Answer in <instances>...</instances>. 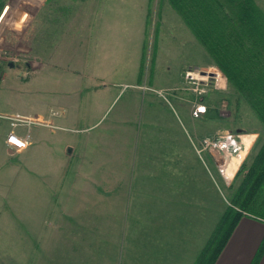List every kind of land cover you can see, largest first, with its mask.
<instances>
[{
    "label": "crops",
    "instance_id": "1",
    "mask_svg": "<svg viewBox=\"0 0 264 264\" xmlns=\"http://www.w3.org/2000/svg\"><path fill=\"white\" fill-rule=\"evenodd\" d=\"M253 3L264 12V0ZM186 37V51L193 52L195 37ZM201 50L207 56L204 46ZM141 59L98 71L48 63L50 69L60 68L57 81L46 85L43 79L48 98L0 112L42 117L55 126L16 127L14 133L27 144L15 150L5 142L9 123L0 118V201L23 170L29 203L25 236L14 244L24 255L11 254L3 264H178L179 242L195 232V212H212L202 175L215 181L214 170L225 180L217 171L222 155L208 150L201 158L190 139L210 136L219 128V116L208 114L216 109L208 99L206 117L195 123L193 94L166 99L142 88L179 85L188 62L171 75V66L159 60L142 72ZM16 82L25 83L7 74L0 88ZM34 108L36 113L26 111ZM52 110L59 114L51 116ZM199 124L209 128L200 131ZM244 140L248 145L250 137ZM239 166L240 161L228 167L233 172L224 183L233 180ZM15 213L17 220L23 217ZM0 220L3 230L10 225L11 232H22L9 213ZM262 240L264 221L243 216L214 264H252ZM255 264H264V253Z\"/></svg>",
    "mask_w": 264,
    "mask_h": 264
},
{
    "label": "rangeland",
    "instance_id": "2",
    "mask_svg": "<svg viewBox=\"0 0 264 264\" xmlns=\"http://www.w3.org/2000/svg\"><path fill=\"white\" fill-rule=\"evenodd\" d=\"M191 33L168 0H0V79L11 74L13 78H18L19 82H25L21 86L16 82L10 83L5 89L0 88V112L10 113L20 109L17 105L31 107L46 100L49 93L43 90V79L46 78L44 81L46 85L57 81L60 68L80 66L98 71L105 70L110 64L128 67L134 62L135 57L142 56V72L159 60L161 65L169 64L171 75H175L178 67L188 62L190 66L181 73L179 85L155 90L160 91L166 99H170L171 94H193L189 103L190 114L195 119V123L196 119L207 115L208 111L198 116L193 113L194 106L202 102L207 106V110L209 105L216 108L212 113L209 112V115L219 116L217 124L219 128H216L211 135L220 131L240 135L238 140L241 142V154H238L241 157L238 158L236 154L230 157L238 158L240 166L243 163L245 166L239 174L235 173L231 182L224 183L225 180L217 179L214 170L211 173L215 181L210 180L209 183L202 175L201 189L209 199L212 212H195V232L194 235L185 237L182 243L179 242L178 264L193 263L225 209L232 206L230 197L241 182L247 166L261 143L264 142V125L255 111L228 81L212 53L206 49V56L201 50L204 45L193 33L195 37L193 52L186 51V36L189 38ZM79 55H85V58L79 60L77 58ZM48 63L60 68L50 69ZM194 65L201 67L193 68ZM208 67H216L218 72L223 73L224 86L215 88L212 81L203 82L207 83L205 92L198 93L194 89L195 85L183 79L185 70L203 71ZM147 90H150L149 87ZM208 99H212V103ZM207 102L211 104L208 105ZM37 110L34 108L26 111L36 113ZM15 114L32 117L21 113L0 115ZM58 114L57 110L51 111V116ZM35 118L41 122L38 125L55 127L48 119ZM16 127L11 130L14 131ZM196 128L202 131L209 127L199 124V128L198 125ZM245 136L250 137L248 145L245 143ZM199 138L201 137L197 135L190 137L195 144ZM205 152H201V158ZM19 172L14 184L9 183L11 187L7 196L2 194L0 216L9 213L13 220L17 221L18 228L22 232H11L10 225L9 228L4 227V230L0 226V264L9 261L11 254L19 255V258L24 255V251L14 249L15 239L25 236L24 212L29 205L24 171ZM225 175L227 178L230 177L226 173ZM15 212H22L23 217L17 220ZM244 216L255 218L246 213ZM260 239L261 237L258 238L257 244ZM2 256L6 259H2Z\"/></svg>",
    "mask_w": 264,
    "mask_h": 264
},
{
    "label": "trees",
    "instance_id": "3",
    "mask_svg": "<svg viewBox=\"0 0 264 264\" xmlns=\"http://www.w3.org/2000/svg\"><path fill=\"white\" fill-rule=\"evenodd\" d=\"M168 1L264 125V13L253 0ZM230 203L192 264H214L244 213L264 221V142ZM262 253L264 240L252 264Z\"/></svg>",
    "mask_w": 264,
    "mask_h": 264
},
{
    "label": "built area",
    "instance_id": "4",
    "mask_svg": "<svg viewBox=\"0 0 264 264\" xmlns=\"http://www.w3.org/2000/svg\"><path fill=\"white\" fill-rule=\"evenodd\" d=\"M184 80L192 85H195L194 89L198 91V93L205 92V88L207 87L208 82H213V86L215 88L223 87L224 83V75L216 67H208L203 69V71H193L191 69L185 70ZM207 82V83H203ZM201 83V84H200ZM212 84V83H211ZM143 89H147L146 86L142 87ZM157 92L159 95L163 96V94L155 89H151ZM164 97V96H163ZM207 112V106L199 102L194 106V115L198 116ZM5 118L8 120L11 129L19 126V125H26L31 124H39L41 123L34 117H25L18 114L15 115H0V118ZM240 135L232 133V132H217L214 135L210 136H203L197 140V144L193 142L194 149L196 153L201 156V152L208 151V150H215L222 155V162L217 164V171L223 176L225 180H227V176L225 175L226 168L228 165V158L232 154H236L239 157L241 154V142L238 140ZM5 142L8 146L15 150H22L26 147L27 140L25 137H20L14 131L10 130L6 136ZM239 153V154H238Z\"/></svg>",
    "mask_w": 264,
    "mask_h": 264
},
{
    "label": "bare ground",
    "instance_id": "5",
    "mask_svg": "<svg viewBox=\"0 0 264 264\" xmlns=\"http://www.w3.org/2000/svg\"><path fill=\"white\" fill-rule=\"evenodd\" d=\"M234 160H236V161L233 162V163H231L230 166H231L232 164H235V165L238 164L239 159H238V158H235ZM237 160H238V161H237ZM230 166H228V167H230ZM228 167L226 168V170H228ZM232 172H233V170H232V171H228V172L226 171V174L229 175V176H231Z\"/></svg>",
    "mask_w": 264,
    "mask_h": 264
}]
</instances>
